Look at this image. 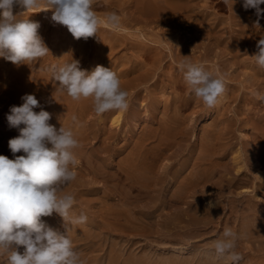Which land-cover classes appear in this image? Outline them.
Returning a JSON list of instances; mask_svg holds the SVG:
<instances>
[{"label": "rangeland", "instance_id": "rangeland-1", "mask_svg": "<svg viewBox=\"0 0 264 264\" xmlns=\"http://www.w3.org/2000/svg\"><path fill=\"white\" fill-rule=\"evenodd\" d=\"M97 1L98 0H93V10L99 20L102 19L106 21V16L115 12L120 17L119 24L131 29L132 32L138 35L145 34L149 37L151 41L147 44L151 48V53L155 55V59L163 57L162 71H159L158 75H156L158 79L157 85L159 87L166 84L164 81L168 76L165 77L164 74L168 73L172 68H175V66L180 69L179 74L184 75L185 70L181 65L185 63L203 66L214 78H221L224 81L225 92L218 99H222V96L224 98L226 95L228 99L226 98L227 101H224V107L221 109L220 115L217 118L218 127L215 134L217 137H220L222 135L221 133H223V135L225 134L223 130L229 128V134L224 135V138L225 136L226 138L223 140V143H226L225 145L230 147L228 152L230 163H232V158L239 154L241 159L251 166L252 173L247 178L253 180L258 176L259 166L256 165L255 162L257 159L262 161L261 159L264 158V68L258 66L251 56L258 51L256 45L259 39L264 38V18H261L259 20V26H256L254 23L257 19L255 10L248 9V13H245V9L241 5L242 0H235V3L234 0H184L185 2L183 1L184 3L182 2L183 4L181 6L175 4L170 5L168 4V0H165L167 3L163 4V2V6L160 10L147 15L138 9L137 0H121L120 2L117 0V4H120L118 6H113L111 4L113 0H102L104 3H101V6L96 3ZM95 4L98 6H95ZM261 8L264 9V4L261 5ZM21 11L22 9L20 8H14V15L19 16ZM42 14L43 15H41V13H34V16L31 15L28 19L32 21H36L37 19L45 20V26L49 31L46 34L47 41L49 40L52 45V40L55 39L54 32L61 28L62 25H53L50 20L52 14L51 10H47ZM21 18L24 19V15ZM159 39L165 40L162 45L155 42ZM95 44L94 36L89 43L91 51L92 47H95ZM54 46H52L50 50L51 53L39 60L42 66L46 67L48 70H50L52 66H62L65 64L61 56H59V58L55 57L53 53ZM73 59H81L78 61H81L80 66L84 70H88L91 66L90 60H87L83 56L80 57L78 54L75 55ZM82 62L83 64H81ZM151 65L149 64V67ZM253 72L256 73L254 74ZM49 80L50 89L43 92L44 100L41 99L42 103L39 108H35L36 112H39L41 109L48 111V101L53 94L51 88L55 84L54 78H49ZM120 83L123 84L122 78ZM148 87L150 86L141 85L136 89L123 87V90L125 88V91L128 90L130 93L127 92V110H117V114L120 112L123 113V126L117 133L116 131L114 133V142L111 151V154H115L111 161L114 162L113 164H115L116 169L119 164L126 160L133 143L136 144L138 141L142 140L153 126V102L151 101L150 89ZM0 89V101L5 100L3 104L7 108V110L5 109L0 113V117L3 116L0 118L2 124L1 128L3 130L0 129V133H4L7 132L5 127L8 123L7 115L10 114V108L12 106H20L21 104L11 99L9 93L5 92L1 86ZM186 91L187 90L182 91L183 95ZM159 95L162 97L161 99L163 101L166 100L167 96H164L162 91ZM197 105L192 106L194 109L191 107L190 110L188 109L182 112L183 117L189 119V121L194 119L189 122L190 126L188 127L187 136L184 141L180 144V147L179 145L174 146V149L170 150V152L168 151L161 159L160 164L171 166L172 172L177 171L179 165L188 159L190 160V165L185 170V175L198 170L193 167V162H195L194 157H196L197 151H199L203 144V136L208 128V123L206 122H209L211 112L214 113V107L209 108L203 103L202 99H200ZM163 109L164 106L161 108L160 116L165 114ZM134 112L137 113L136 119L132 117V113ZM90 117L91 118L88 120V125L90 126L88 130V143L83 148L73 149L74 152H76H73L76 158V165L74 167L76 177H83L85 181H82L85 183L82 181L81 183L78 182V184L70 182L65 186L67 189L66 195H72L74 197L72 211H75L74 209L76 208H80L83 211L86 210V214L89 218H95V223L98 224L97 215H99L100 212L102 213L103 211L107 213L113 210L115 213L126 214L129 209V203L134 209V213H132L134 216L133 219L129 221V218H124L126 215L123 216L124 221L118 219V222L116 216H112L114 218L112 219L111 216V218L108 217L109 215L107 219H111L109 220L111 225H114L115 221L116 227L119 226L118 224L122 223L121 226L125 228L128 226L124 225H129L127 222L129 221L136 227V233L130 236L115 235L109 238L102 236L98 241H85L77 239L76 235L72 234L69 230V222L67 223L56 213H53L50 217H42V221H46L47 225L51 226L59 233L64 235L67 234L68 238L72 241L74 250L79 254V264H128L130 256L131 258L138 257L147 252L152 255L154 254L153 256L156 259L165 253L170 255L175 252V245L177 244L174 243V240L179 236L186 238L193 236V234L185 227V223L176 221V219L180 217V213L182 216L184 215L183 218H185L188 205L185 203L177 205L169 203L170 196H172L175 186L177 185V183L171 180L172 174L164 176L163 181L160 183L161 185L159 184V187H157L155 191L151 192L140 188L133 191L130 195L126 194L127 191L124 186V180L119 182L118 180L112 179L108 182V179H106L103 173V169L100 167L105 160L104 158L107 156V154L105 155L103 152L104 132H98L96 130V116ZM4 123L5 125H3ZM244 133L252 137L253 149L248 146L247 141L242 137ZM193 135L196 136L195 141L192 140ZM2 139L3 135L0 134V141ZM101 144L103 146H101ZM151 148V140H147V142L145 140V145L143 146L144 153H148ZM254 151L259 152L255 153ZM22 154L23 153H17V155ZM0 155H5L9 159L14 158L10 149H8L5 154L0 152ZM221 174L223 173H220L212 181L208 182L211 184H199V192L200 194L202 193V196L210 192L212 184L218 181ZM76 184L78 186H76ZM243 187L238 188L237 192L244 191L243 189H246V187L251 188V185ZM257 193L264 198L263 190L258 188ZM128 196H130V198ZM212 199L216 200V202L221 201V206L225 205L224 202H226L227 205L221 217L217 219V221L215 220L212 222L211 228L209 229L214 231H212L209 236H214L215 238L223 236V232L227 228L226 223L229 222L239 236L241 244L243 243V246H240L245 248V255L238 253L242 257L241 260L246 261L249 257L255 256H257V258H263L264 235L262 230L255 231L252 235L246 234L247 236L241 234L240 225L242 223V217L240 213L242 211L231 206V203L228 204L226 200H217L215 197ZM190 200H192V198ZM124 202H126V204L123 206ZM112 203L114 205L116 204V206H113ZM124 207L127 208V211H125L126 208ZM145 208L148 209V213H152L148 222L143 221L139 216L141 215L140 213H142L141 210ZM105 209L106 211H104ZM198 230V235L199 233H204L202 225L198 227ZM18 251L22 254L24 247L20 246ZM0 258V264H7V255L0 254ZM230 264H233V262Z\"/></svg>", "mask_w": 264, "mask_h": 264}, {"label": "bare ground", "instance_id": "bare-ground-1", "mask_svg": "<svg viewBox=\"0 0 264 264\" xmlns=\"http://www.w3.org/2000/svg\"><path fill=\"white\" fill-rule=\"evenodd\" d=\"M120 1L121 0H119V2ZM183 1L184 0H168V4L181 6L186 0L184 2ZM117 2V0H113L111 4L113 6L120 5L119 3L117 4ZM136 2L138 9L146 15L157 12L162 8L163 4L167 3L165 0H137ZM96 3L101 6V3L104 2H102V0H98ZM97 4H95V6H98ZM47 10L46 6L42 3L41 7L29 10L28 13L24 14V17L27 18L30 13H32L31 15L34 13H41V15H43L42 13H45ZM244 12L248 13L247 10ZM44 21H38L41 24L38 31L42 38L44 36L43 40L49 50H51L52 46L55 45L53 53L56 58L61 56L63 62L69 63L75 55L78 54L80 57L83 56L87 60H90L91 66L87 70L88 72L94 70L97 65L111 68L120 80L122 78L124 84H121V81L120 84L122 90L123 87L136 89L141 85L150 86L148 88L150 89L149 92L151 94V101L153 102V126L145 135L146 138L144 137L136 144L133 143L126 160L119 164V166L116 164L118 166L117 169L115 164H113L114 162L111 161L115 156V154H111V151L114 142V133L115 131L117 133V131H119L123 126V113L120 112L117 114V110H110L104 114L98 115L94 111L91 98H82L79 101H74L67 95L66 91L59 90L58 82L56 81L55 84L53 83L54 85L51 88V90H53V94L48 101V112L52 117L49 123L54 125L57 129L64 127L66 130H71L75 139L78 141L79 146L77 148H83L88 143V130L90 128L88 120L91 118L90 116H96L95 128L98 132H104L105 136L104 146L102 144L101 146H103V152L105 155L107 154V156L104 158L105 160L102 162L100 167L103 169V173L105 174L106 179H108V182L112 179L118 180L119 182L124 180V186L127 191L126 194L130 195L133 191L140 188L151 192L155 191L156 188L159 187L158 185L163 181V177L172 174L171 180H173L174 183H177V185L175 186L172 196H170L171 198L169 199V203L174 205L185 203L188 205V210L185 212V218H183L184 215L182 216L180 213V217H176V221L179 223H185V227L191 231L193 236L186 238L179 236L175 239L174 243L177 245H174L176 249L175 252L170 255L165 253L161 257L155 259L153 256L154 254L152 255L151 253L146 252L138 257L136 256L131 258L130 256L128 264H230L232 261L228 255L218 256L215 251L216 240L224 239V236L218 238L209 236L212 231H214L209 229L211 228L212 222L215 220L217 221V219L221 217L222 212L227 205L226 202H224L225 205L222 204L223 206H221V201L216 202V200L212 199L213 197L217 198V200H226L228 201V204L231 203V206H234L237 210L242 211L240 213L242 217V223L240 225L241 234H244L245 236L250 234L252 235L255 231L257 232L261 229L264 235V198L257 193L258 188L264 191V158L261 159L263 162L258 159L256 162L254 161L256 165L259 166V173L253 180H250L247 177L252 173L251 166L247 162H244L239 154L232 158V163H230L228 159L230 147L225 145L226 143H223V140L226 138V136L224 138V135L229 134V128L224 129L223 131H225V134L223 135V133H221L222 135L220 134V137H217L215 134L218 127L217 118L220 115L221 109L224 107L223 105L227 95L224 98L222 96V99H218L216 105L214 106V113L211 112L210 118L208 117L209 122H206L208 123V128L203 136V144L201 145L199 151H197L196 157H194L195 162H193V167L198 170L185 175V170L190 165V160L188 159L179 165V169H177V171L172 172L171 166L160 164L161 159L168 151L170 152V150H173L174 146L179 145L180 147V144L187 136L188 127L190 126L189 122L194 120L191 118L192 120L189 121V119L184 118L182 112H184V110H190V108L193 105H197L201 99L195 95L192 88L187 84L184 75L179 74L180 69L175 66V68H172L168 73L164 74L165 77L168 76V78L164 81L166 84L159 87L157 85L158 79L156 78V75H158L159 71H162L163 57L155 59V55L151 53V48L147 44L151 40L145 34L138 35L122 24L112 26L106 21L100 19L99 31L97 36H95L96 44L94 48L92 47L91 51L89 43L91 42L92 37L87 40H84L83 38L77 40L71 36V33L65 26H61V28L55 30V39L52 40L53 43L51 45V42H49V40L47 41L46 34L49 31L46 28ZM164 41V39H159L155 42L162 45ZM81 64H83V62ZM149 64L151 65L150 67ZM253 73L255 74L256 72ZM49 78H53L52 72L42 66V63L39 61L29 65H15L10 61L0 58V86L5 92L9 93L11 99L19 102L20 104L23 103L21 97L25 94L35 95L41 104L43 92L50 89ZM183 90H187L184 95L182 93ZM161 91L164 93V96H167L165 101H163L161 99L162 97L159 95ZM127 92L129 91L127 90ZM4 102L5 100L0 101V113H2L5 109L7 110L3 104ZM163 106L165 114L160 116L161 108H163ZM34 111L36 110L34 109ZM132 114L133 119H136L137 113L134 112ZM73 117H75V119H73ZM1 125L2 124L0 122V129L2 130ZM3 125H5V123ZM21 127H23V125H21ZM5 128L7 132L0 133L3 135V139L0 141V152H3L4 154L9 149L8 141L20 134L19 129L10 127L9 123H7ZM242 137L247 141L248 146L253 149V141H251L252 137H250L247 133H244ZM195 138L196 136L193 135L192 140L195 141ZM145 140L146 142L147 140H151L152 143V148L148 153H144L143 150ZM220 173L223 174L219 176L218 181L212 184L210 192H207V195L202 196V193L200 194L199 192V184L212 181ZM82 180H84L83 177H76V179L72 182L78 184V182L81 183ZM77 184L76 186H78ZM248 185H251V188L246 187V189H243L244 191L237 192L238 188ZM66 191L67 189L65 187L60 195H66ZM128 197L130 198V196ZM191 198L192 200H190ZM124 204H126V202L123 203V206ZM113 206H116V204H113ZM128 206V211L127 208L124 207L126 208L125 211H127L126 214L115 213L113 210L111 212L108 211L107 213H104L103 211L102 213L100 212L99 215H97L98 224L95 223V218H89L86 214V210L83 211L80 208H76L74 209L75 211H72L71 209L69 230L72 234L76 235L77 239L85 241H98V239H101L102 236L109 238L110 236L115 235H134L136 233V227L129 222L134 218L132 214L134 213V209L131 207V204L129 205V203ZM104 211H106V209ZM141 212V215H139L141 219L148 222L152 213H148L147 208L142 209ZM81 214L87 217L86 222L79 224H73L70 222L71 219H75ZM107 216L109 218L116 216V220H123V216L124 218L127 217V219L129 218V221H127L129 225H124L123 223L124 226H128L125 228L121 226L122 223L118 224L119 220L117 222L119 226H115V221L114 225H111L109 223V220L111 219L108 220ZM113 217L112 219H114ZM201 225L203 226L204 233H199L198 235V227ZM231 225L232 224L229 222L226 223V227L231 228V230L236 233L235 229H233ZM237 237L238 238L235 241V248L233 251L237 254L240 253L245 255V248L240 246L243 243L241 244V240L238 235ZM239 264H264V257H249L246 261L240 260Z\"/></svg>", "mask_w": 264, "mask_h": 264}, {"label": "clouds", "instance_id": "clouds-1", "mask_svg": "<svg viewBox=\"0 0 264 264\" xmlns=\"http://www.w3.org/2000/svg\"><path fill=\"white\" fill-rule=\"evenodd\" d=\"M42 3L52 11L51 22L65 26L75 39L97 36L100 20L93 10V0H0V58L15 65H29L50 53L38 31L41 24L28 19L32 13L21 18ZM262 4L264 0H242L245 10H255L256 26L264 18ZM14 8L22 9L19 16L14 15ZM106 21L117 26L120 17L113 12ZM256 46L258 51L251 57L264 68V38ZM181 67L195 95L209 108L214 107L225 92L224 81L200 65L185 63ZM50 70L59 90L66 91L74 101L91 98L98 115L127 110L128 93L122 90L120 79L111 68L97 65L88 72L72 59ZM21 99L23 103L12 106L7 115L9 126L18 128L20 133L8 141L14 158L0 155V254L7 255V264H79V254L67 234L59 233L41 219L56 213L67 223L70 220L74 197L60 193L76 179L73 149L79 146L78 141L71 130L50 124L48 111H34L40 107L35 95L25 94ZM86 220L81 214L70 222L79 224ZM223 236L215 242L217 255H228L233 264H239L242 257L233 251L237 233L227 228ZM20 246L24 247L22 254L18 251Z\"/></svg>", "mask_w": 264, "mask_h": 264}]
</instances>
